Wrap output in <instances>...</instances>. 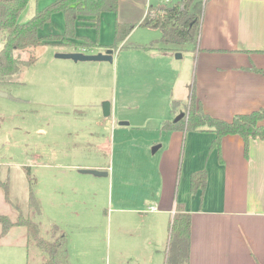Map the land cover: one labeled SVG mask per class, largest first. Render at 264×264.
I'll use <instances>...</instances> for the list:
<instances>
[{
  "label": "rangeland",
  "instance_id": "obj_1",
  "mask_svg": "<svg viewBox=\"0 0 264 264\" xmlns=\"http://www.w3.org/2000/svg\"><path fill=\"white\" fill-rule=\"evenodd\" d=\"M51 1L28 0L18 21H27ZM175 1L152 0L154 4L165 5L162 7L171 6ZM201 3L202 0H196L193 5L196 8L199 4L196 10L200 15ZM159 7H153V11H160ZM149 8L145 12L151 14ZM125 13L122 4L117 12H104L98 28H80L79 32L87 34L91 40L99 38L103 45H110L114 42V22ZM62 31V13L55 12L40 32ZM3 37L0 32V48ZM160 37L159 29L136 26L127 39L117 43L120 48L114 53L112 62H75L56 57L57 53L70 52L66 50L71 48L58 43L26 48L17 53L21 60L19 70L0 79V91L13 97L0 95V181L8 183V200L0 186V214L7 215L15 223L22 213L37 223L40 236L48 241L64 233L67 264H87V257L88 264L141 262L132 251L141 243L138 231L117 229L120 213L113 208L121 188L117 187L116 175L142 170L144 159L150 157L146 152L144 155V146L152 141L155 133L161 130L162 122L171 115L173 99L162 92L172 84V98L179 96L185 102L194 76L190 50L196 43L169 44L156 40ZM151 41L159 49L169 48L171 61L165 56L153 57L157 52L150 49L154 48H132L134 44L150 45ZM81 42L83 40L77 43ZM82 47L84 44L74 51L89 54L100 49ZM177 53L181 54L180 58L175 57ZM30 56L34 61L25 63ZM131 59L129 69L135 72L130 70L131 76L123 77L124 64ZM105 100L110 102V115L101 116L104 122L96 121L94 113H102ZM160 118L162 121L156 127ZM123 120L128 125L118 124ZM96 122L102 124L100 133L89 135L91 125ZM93 163L113 174L112 187L108 175L92 178L93 182L89 178L92 174L79 171ZM79 177L88 179L87 183H82L85 181ZM119 183L128 197L148 200L147 188L138 189L140 194L134 188L139 184L134 186L128 179ZM30 191L37 198L40 212L29 206ZM80 201L85 205H80ZM75 207L80 210L79 216L73 213ZM140 211V216L146 215V209ZM140 219L135 216L129 221L138 224ZM15 225L19 226L14 224L10 228ZM15 229L24 230L23 227ZM26 234L28 250L21 249V258L11 264H37L46 254ZM82 237H88V244ZM160 263L159 258L156 264Z\"/></svg>",
  "mask_w": 264,
  "mask_h": 264
},
{
  "label": "crops",
  "instance_id": "obj_2",
  "mask_svg": "<svg viewBox=\"0 0 264 264\" xmlns=\"http://www.w3.org/2000/svg\"><path fill=\"white\" fill-rule=\"evenodd\" d=\"M122 4L126 13L119 21L132 23L140 22L148 7L165 6L154 4L152 0H119L118 9ZM201 8L198 38L190 52L194 62L191 84L204 112L230 120L235 114L264 107V73L253 68L264 71V0H202ZM103 13L99 16V24ZM94 19L84 17L79 21L76 34L88 37L79 30L96 27ZM98 47L96 52L107 49ZM68 49L66 51L78 48ZM150 50L157 52L153 57L165 56L171 61L168 50H160L157 46ZM129 61L132 59L123 63L122 70V76L127 78L133 71L129 69ZM162 93L173 100L184 101L179 96L172 98V84ZM188 97L182 103H187ZM95 113L94 119L104 122L102 113ZM175 117L172 113L168 116L169 119ZM161 121V118L157 120L156 127ZM101 125L98 122L91 125L88 134L97 136ZM155 134L144 146V155L146 152L150 157L144 159L142 170L116 175L117 187L121 188L113 208L120 213L117 229L138 231L141 243L132 249L141 259L137 264H156L159 258L163 264L169 222L177 204H181L191 217L189 264H264V138L251 139L246 154L243 139L236 134L224 136L219 150L210 148L214 139L211 131L159 130ZM156 145L158 148L152 152ZM84 167L107 169L98 163ZM201 170L207 173L205 187L192 192L190 176ZM107 175L112 187L113 174ZM92 176L89 177L91 181L100 177ZM79 178L85 181L82 183L88 181L85 177ZM127 179L133 181L134 186L139 184L138 188L134 187L136 192L147 188L148 200L128 197L119 183ZM151 206L156 209L149 210ZM140 209H146V215L140 216ZM73 213L79 216L80 210L75 207ZM135 216L141 218L138 224L129 221ZM17 227L24 230L17 231ZM26 232L25 226L15 225L3 234L0 224V246L3 247L0 248V264H11L21 258V249L28 250ZM82 241L88 244V237H82ZM46 258L44 254L37 264ZM86 262L88 264V257Z\"/></svg>",
  "mask_w": 264,
  "mask_h": 264
},
{
  "label": "trees",
  "instance_id": "obj_3",
  "mask_svg": "<svg viewBox=\"0 0 264 264\" xmlns=\"http://www.w3.org/2000/svg\"><path fill=\"white\" fill-rule=\"evenodd\" d=\"M28 0H0V32L3 33V43L0 48V79L19 70L20 58L18 51L37 47L46 43H58L74 48H93L102 46L113 48L115 51L120 47L117 43L122 42L136 27H150L161 31L158 41L169 44L195 43L201 24V15L196 8H193L194 0H181L171 6H160L158 12L151 16L147 11L144 18L138 23L120 22L114 23V42L110 45H101L98 40H91L86 36H78L75 32L77 24L84 17H94L96 28L99 27V16L102 12H117L119 0H52L40 10H37L25 22H19L18 16L25 7ZM155 10L150 7L149 10ZM55 12L63 15L62 33L41 34L42 27L50 22ZM75 42H74V41ZM77 40V41H76ZM81 43H77L82 41ZM156 42V41H155ZM154 41L150 45L134 44L132 47L141 49L154 48ZM169 50V48H160ZM34 57L30 56L26 61L31 64ZM255 71L264 73L263 70L253 67ZM183 112L179 119H166L161 124V130L185 131H211L214 139L210 148H220L221 140L226 135H239L244 142V152L247 154L249 141L251 139L264 138V107L251 110L246 113L235 114L232 119L224 120L204 112L202 105L197 100L193 84L190 87V94L187 103L177 100L171 102V113L177 115ZM219 161L222 158L219 155ZM207 180L205 170L197 171L190 176L191 191L204 189ZM4 189L5 198L8 200V183L0 181ZM29 206L40 212L37 198L30 191ZM2 233L19 224L25 226L27 233L36 242V245L43 249L47 258L41 264H66V236L64 233L56 235L53 241H48L40 236L37 223L29 217L19 214L18 220L13 223L7 215L0 214ZM56 228V226H55ZM191 238V217L190 213L183 210L181 204H177L176 212L169 222L168 237L165 247L163 264H189V248Z\"/></svg>",
  "mask_w": 264,
  "mask_h": 264
},
{
  "label": "water",
  "instance_id": "obj_4",
  "mask_svg": "<svg viewBox=\"0 0 264 264\" xmlns=\"http://www.w3.org/2000/svg\"><path fill=\"white\" fill-rule=\"evenodd\" d=\"M113 54H114V49L113 48H107L104 51H99L97 53H83L80 51H70V52H60L56 54V57L59 58H68L72 59L73 61H108L112 62L113 60ZM176 58H180L181 54L177 53L175 55ZM1 96H8L10 98H13L9 96L6 92L0 91ZM102 114L103 116H109L110 115V102L108 100H105L102 102ZM184 115L183 112H180L176 115L175 119H179ZM120 125H126L128 124L127 121H120ZM158 148V145L152 147L151 151L155 152L156 149ZM81 173H90L94 176H106L108 174L107 171L103 170H98V169H93V168H85V169H80L79 170Z\"/></svg>",
  "mask_w": 264,
  "mask_h": 264
},
{
  "label": "built area",
  "instance_id": "obj_5",
  "mask_svg": "<svg viewBox=\"0 0 264 264\" xmlns=\"http://www.w3.org/2000/svg\"><path fill=\"white\" fill-rule=\"evenodd\" d=\"M152 11V15H153V13H154V11L153 10H151ZM156 209V207H154V206H151L150 208H149V210H155Z\"/></svg>",
  "mask_w": 264,
  "mask_h": 264
}]
</instances>
